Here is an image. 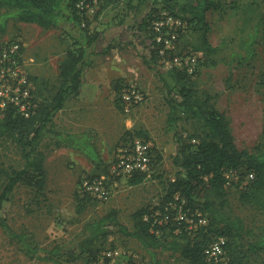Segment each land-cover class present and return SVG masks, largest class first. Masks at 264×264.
Returning <instances> with one entry per match:
<instances>
[{
	"label": "rangeland",
	"instance_id": "obj_1",
	"mask_svg": "<svg viewBox=\"0 0 264 264\" xmlns=\"http://www.w3.org/2000/svg\"><path fill=\"white\" fill-rule=\"evenodd\" d=\"M163 5V0H110L86 20L87 29L71 23L46 28L11 19L7 30L0 31V39L24 43L28 70L41 102L56 93L60 65L68 50H87L90 64L85 67L83 80L95 86L86 93L71 95L47 130L40 145L46 154L45 188L41 191L20 183L0 210V217L11 230L26 233L27 241L39 248L66 243L86 222L101 218L113 208L118 209V220L132 228L137 210L146 208L160 214L174 200L171 181L181 170L176 163L180 142H197L206 126L202 119L187 114L174 123L170 121L172 96L160 77L162 70L175 95L178 77L171 70L176 69L185 71L184 82L194 89L196 98L212 96L213 107L225 117L240 149L254 151L264 146V0H214L206 10L207 24L200 27L196 21L183 20L175 47L163 45L159 62H152L154 40L160 41L145 31L144 19L169 13ZM257 23L256 55L242 62L238 55L245 53L241 37ZM151 28L156 35L152 24ZM208 44L217 49L208 48ZM131 83L142 90L145 99L126 111L119 89ZM56 131L90 132L106 164L97 166L83 151L59 145ZM128 135L150 140L155 156L152 171L133 184L129 177L113 172L119 147ZM0 162L9 168L25 163L20 146L11 138L0 137ZM101 174L110 187V199L102 201L89 193L92 197L81 198L83 180ZM243 185L233 175L223 195L222 209L241 217L245 229L232 242L231 261L264 264V249L254 246L255 235L264 227V177L261 184L253 183L248 190ZM205 210L213 219L210 209ZM213 227L217 229L218 223ZM9 228L0 224V264H57L28 254ZM98 246L104 250L101 256L108 252L110 263L115 264H192L174 251L156 250L153 254L138 239L119 232ZM70 264L86 261L79 258Z\"/></svg>",
	"mask_w": 264,
	"mask_h": 264
},
{
	"label": "trees",
	"instance_id": "obj_2",
	"mask_svg": "<svg viewBox=\"0 0 264 264\" xmlns=\"http://www.w3.org/2000/svg\"><path fill=\"white\" fill-rule=\"evenodd\" d=\"M78 1L0 0V9H2L0 11V31L3 33L7 30L11 19L38 23L46 28L60 27L64 23H71L87 29V25H83L85 17L77 7ZM163 2V7L170 14L190 23L196 21L200 27H203L207 24L206 10L214 3V0H187L185 2L163 0ZM249 10L253 13L252 8ZM154 18L144 19L143 25L145 31H151L153 38L156 36L151 30ZM260 19L263 20V18ZM241 29L245 31V27ZM259 29L260 23H257L248 31L247 35L241 37L245 53L235 52V54L239 55L242 62L250 61L255 57ZM205 37L207 38L206 35ZM154 43L155 48L152 50L151 61L159 62L163 44L155 40ZM207 47L212 48L209 44ZM212 49L217 48L213 47ZM89 64L86 49H81L80 53L68 50L60 65V84L56 93L41 102L37 88H35L38 106L31 117H25L14 107H9L4 111L0 110V137H8L16 142L25 159L24 165L20 168L5 167L0 162V210L4 208L6 201L10 199L11 194L20 183L35 186L41 191L45 188L48 181L45 165L46 154L41 150L40 145L53 123L55 114L65 106L67 99L73 94L80 95L91 88L95 89L94 85L83 80L85 67ZM184 72L176 69L171 70V73L178 77L179 88L176 95L173 93L174 87L164 77L163 70L160 72V77L168 86L172 96L169 98L171 106L169 119L174 123L178 118L183 117V114L202 119L206 126V132L199 136L197 142H180L176 163L181 167V170L171 181V196L179 194L184 197L188 207L199 209L208 217L209 225L194 234L189 233L183 225L176 222L158 227L153 224L154 214L147 211L146 208H142L134 213V226L130 228L118 220V209L113 208L101 218L86 222L66 243H56L52 248H39L27 241L26 233L14 232L9 228L6 219L0 217V224L9 228L12 235L24 243L28 254H38L40 258L54 261L57 264H70L71 261H76L79 258H85L86 264H109L110 257L106 255L107 253L105 256H101L104 250L98 246V243L107 239L112 233L119 232L138 239L153 254L156 253V250H170L178 253L192 264H243L241 261H233V259L231 261L230 256L233 240L242 236L245 229L241 217L232 216L222 209L225 202L223 195L229 182L227 172L233 170L239 174L238 182L241 184L248 173L254 172L255 178L247 185H243L247 188L245 190L253 186V183L261 184L264 177V146H259L254 151L240 149L225 117L213 107L212 96L208 95L203 100L196 98L194 89L184 82ZM31 79L34 82L32 77ZM121 88L119 89V98ZM121 104L123 105L122 101ZM55 133L59 145L64 144L83 151L97 166L106 164L93 142L90 132L62 134L56 131ZM134 136L128 135L124 141ZM144 175V173H137L129 176V181L132 184L138 183L144 178ZM79 194L81 198L87 195L91 196L83 192ZM219 198H221L220 202H218ZM197 201H202L204 204L198 205L195 203ZM205 207L210 209L213 219L208 215ZM168 208L169 206L162 213H165ZM216 222L218 228L214 229L213 225ZM219 235H224L228 239L226 258L220 262L209 261L205 255V248L214 237ZM255 236L257 238L254 241V246L264 249V227ZM39 251H44L45 254L40 255Z\"/></svg>",
	"mask_w": 264,
	"mask_h": 264
},
{
	"label": "built area",
	"instance_id": "obj_3",
	"mask_svg": "<svg viewBox=\"0 0 264 264\" xmlns=\"http://www.w3.org/2000/svg\"><path fill=\"white\" fill-rule=\"evenodd\" d=\"M107 1L79 0L77 7L85 17L83 25H86V19L95 15ZM182 24L181 18L170 13L152 21L153 27L157 30V40L169 48L175 47V42L179 37L178 27ZM120 98L125 110L131 111L134 106L144 101L145 94L137 85L131 83L121 88ZM37 106L35 86L28 70L24 43L20 40L0 39V110L4 111L9 107H14L25 117H31L36 112ZM154 159V149L150 140L140 136L129 137L119 147L117 159L113 164V172L126 177L137 173H150L153 169ZM233 175L238 180L240 179V175L235 171L227 172L229 180ZM254 178V172H250L242 182L246 185ZM82 190L81 192L89 193L102 201H107L111 197V190L105 175L85 178L82 182ZM168 206L165 213L154 214V225L160 227L170 222H176L183 225L191 234L209 225L208 217L201 210L188 207L186 199L179 194L175 195L174 200L169 202ZM227 242L228 239L224 235L214 237L205 248L206 258L213 262L224 260L227 253ZM111 260L110 258V262Z\"/></svg>",
	"mask_w": 264,
	"mask_h": 264
}]
</instances>
